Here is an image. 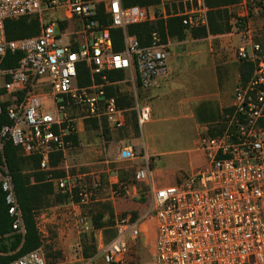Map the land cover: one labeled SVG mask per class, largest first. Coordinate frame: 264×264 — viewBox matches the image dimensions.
<instances>
[{
  "label": "built area",
  "instance_id": "built-area-1",
  "mask_svg": "<svg viewBox=\"0 0 264 264\" xmlns=\"http://www.w3.org/2000/svg\"><path fill=\"white\" fill-rule=\"evenodd\" d=\"M191 1L196 4L177 15L188 29L206 26L209 6L205 0ZM101 6L109 25L100 21ZM164 7V2L140 6L125 5L123 0H0V114L8 120L0 124V150L5 141H11L24 157L37 156L40 168L50 170L53 154H65L72 147L79 117L96 120L103 135L105 124L113 130L126 125L125 109L106 90L122 82L130 87L135 99L132 108L143 129L152 119V107L140 101L139 90L156 86L169 75V43L154 30L150 42L142 45L127 27L166 16ZM50 13L61 14L48 16ZM21 17L36 18L39 32L9 39L6 21ZM236 22L238 31L250 40V50L248 44L241 46L238 57L252 66V72L247 79L238 80L233 104L219 122L221 131L199 138L198 149L205 153L206 165L167 186L151 181L149 157L134 173L137 182L148 184L147 215L154 217L156 228L153 264H264V24L261 38L254 40L249 20ZM111 28L123 31L121 50L114 48ZM60 36L68 42L60 43ZM12 61L17 65L9 66ZM80 63L89 69V85L78 83ZM109 70L125 71L126 76L108 82L105 72ZM119 155L130 160L136 152L127 146ZM49 179L60 192L76 194L75 205L80 208L97 201L104 184L101 177L90 183L69 174L59 178L49 174ZM0 184L13 230L24 234L12 176L2 163ZM109 187L111 198L126 193L121 183ZM76 225L81 233L96 229L82 212L76 215ZM115 229L116 235L109 241L103 240L102 229H96L100 232L96 251L83 256L79 248L81 264H98V257L106 264L130 259L140 233L138 224L121 216ZM9 264L51 263L38 248Z\"/></svg>",
  "mask_w": 264,
  "mask_h": 264
},
{
  "label": "crops",
  "instance_id": "crops-1",
  "mask_svg": "<svg viewBox=\"0 0 264 264\" xmlns=\"http://www.w3.org/2000/svg\"><path fill=\"white\" fill-rule=\"evenodd\" d=\"M205 1L207 4V0ZM253 1L256 0H240L237 3L221 7L224 16L223 20H226L231 25L230 30L217 34L208 33L206 36H194L192 31L202 27H208V12V24L194 29L187 28V35L184 39L173 38L168 35L166 41L169 43V75L160 78L158 85L149 89L139 90L140 101L149 103L152 107V119L145 124L149 126V132L156 130L158 127L157 124L161 120H171L174 118L188 120L192 124L191 127L196 129V138H193L195 139V147L189 150V152L195 153V158L198 160V169L196 171L203 168L207 163L205 153L198 149V131L202 127H210V125L214 127V124H219L223 113L233 104V96L237 88V83L242 77L241 70L243 65H250L236 56L235 49L239 50L245 44H248V50H250V40L247 38V35L238 31L236 21L247 18L249 20V27L252 30L251 37L254 40L261 38L264 24V0H261L259 5ZM160 5L162 3L152 6ZM164 8L167 13L166 5ZM210 9L209 11H211ZM167 17L168 13L166 16L158 17L156 20L160 18L166 19ZM189 36L193 38V41L204 38L210 40L207 50L199 48L196 43H186V39ZM219 38L223 39L219 45L211 42ZM122 84L126 83L122 82L111 86L116 87ZM124 109L126 125L119 130L129 128L132 131L133 120L135 121L136 128V112L132 107ZM133 116L134 119L132 118ZM92 123L93 119L83 117H79L77 121V131L74 135H78L79 143L76 145L73 144L72 147H79L76 151V155L81 157L79 164L86 166L84 169L88 172H84L77 179H74L79 180L82 177L87 179V176L90 175H93V177L95 175V179L96 177H101L102 181L104 180L106 182V185L99 192L98 199L95 202L102 201L107 206V209L100 212L103 216V221L106 222L111 217L116 225V221L120 216L125 215L130 217L133 221L137 222L140 236L144 231H148V226L151 223L155 228V220L152 215H147L149 208L145 209L144 202L141 201L143 197L147 198L146 191L148 184L145 182H137L134 179L135 171L146 163L147 157H149L148 153H157L160 155L158 163H151V181L157 185L167 186L178 183L184 174L179 175L182 172V168L181 166H176L175 162L164 167L163 152L158 150L147 139L148 137L144 135V127L143 129L139 128V131H141L140 136L127 138L126 136L120 137L118 134L119 130L109 129L106 124L104 126L105 129H108V132L103 135L99 125L98 128H95ZM91 127L95 131L97 130L100 136L96 139L93 138L88 143L85 142V135L92 129ZM132 134H135L134 131ZM127 146L134 148L136 157L130 160H122L119 155L120 149ZM68 151L64 154V162ZM64 168L67 175V165ZM163 168H166L165 172ZM160 177H164L163 180H160ZM114 182L125 185L126 193L123 196L116 198L110 197L109 186ZM54 185L55 189L58 190L55 181ZM75 201L71 200L65 203H58L54 209L57 210L60 207L66 209L72 208L75 215L79 212L84 214V206L81 208L77 207ZM43 211L45 213L41 212L40 216L45 218L47 222L52 219L51 217L55 216L53 214L49 218L47 217L48 213L46 210ZM140 225H143L144 228L141 229ZM56 264L66 263L59 262Z\"/></svg>",
  "mask_w": 264,
  "mask_h": 264
},
{
  "label": "trees",
  "instance_id": "trees-1",
  "mask_svg": "<svg viewBox=\"0 0 264 264\" xmlns=\"http://www.w3.org/2000/svg\"><path fill=\"white\" fill-rule=\"evenodd\" d=\"M240 0H207L209 11V25L192 31L194 36H206L208 33L217 34L231 29V25L223 20V10L221 7L228 6L239 2ZM125 5H140L152 6L162 3V0H123ZM100 21L102 24L109 25L110 19L103 13L102 6L100 7ZM168 17L160 18L156 21H149L139 24H133L127 27V32L138 37L142 45H147L150 42L151 33L158 30L164 40L167 36L184 39L187 35V27L183 23V17L172 14V10L167 6ZM39 32L38 21L36 18L21 17L19 19H10L6 21V34L9 39H16L26 36L35 35ZM111 35L114 42L115 50L123 48V31L120 28H111ZM20 57V53L17 57ZM17 62L12 61L9 66H16ZM242 77L247 79L251 72L252 66L244 64L242 67ZM108 82H114L124 79L126 72L122 70H109L105 72ZM99 80H102L99 78ZM92 79L90 72L85 63L79 64L78 83L79 85H89ZM107 95H116L118 105L122 108L133 107L135 100L132 94L122 95L118 93L115 86L107 87ZM134 115V114H133ZM7 117L4 113L0 114V124L7 123ZM93 126L98 128V122L93 120ZM139 130L136 120V130ZM221 129L211 130L210 134H215ZM108 129H105V133ZM73 144L79 143L78 135H74ZM64 154L61 151L53 154L48 171L40 168V158L24 157L20 149L11 141H5L2 150H0V163L5 164L15 186L19 204L23 212V219L26 228L24 234L13 230V218L9 214L8 205L5 200V193L0 184V264H9L17 257L38 249L44 245L43 235L40 231L37 222V214L46 210L52 203H65L71 200H77V195L74 199H70L68 193L57 192L54 181L49 179V174L53 178L65 177L66 173L63 169ZM93 224L96 229H104L108 233L107 228L114 226V220L110 217L106 222L103 221V216L99 214L98 218H93ZM116 235V229L111 233L109 239ZM96 243V239L92 237ZM50 247V246H49ZM96 251V244L93 245ZM51 256L52 247H50ZM90 254V253H88ZM51 264H56L55 261L48 260Z\"/></svg>",
  "mask_w": 264,
  "mask_h": 264
},
{
  "label": "rangeland",
  "instance_id": "rangeland-1",
  "mask_svg": "<svg viewBox=\"0 0 264 264\" xmlns=\"http://www.w3.org/2000/svg\"><path fill=\"white\" fill-rule=\"evenodd\" d=\"M260 1L261 0H256L253 2L259 5V3H261ZM162 2L165 3L166 9L167 6L170 7V9L172 10V14L183 12L186 10V8H190L192 4H196L191 0H162ZM60 14L61 13H50V15L48 16H59ZM56 30L60 31V29L58 28ZM192 39L193 38L189 36L186 39V43H196L198 44L199 48L207 50L210 40L204 38L198 41H193ZM221 40L223 41V39L219 38L212 40L211 42H213V44L219 45ZM59 42L65 44L68 42V39L65 36H60ZM235 52L236 56H238L239 50L235 49ZM115 88L117 89L118 93H121L122 95L131 94L129 90L130 87L126 84L118 85ZM73 111L79 114L82 113L80 109L76 108H74ZM132 118L134 119V116ZM191 125L192 124L188 120L174 118L171 120H161L157 124V129L152 130L151 132H149L148 125L144 126V135L148 137L147 139L150 140L158 150L163 152L162 158L165 161L164 167L169 166L170 164H173V162H175L176 166H181L182 168V172L179 175H181L182 173H184L183 175L191 174L193 171H196L198 169V160L195 158V153L189 152L191 148L195 147V139L193 138H196V129L192 128ZM214 125L217 126L213 127V125H210V127L207 126L205 128H200V130L198 131V138L209 135L210 131L213 129H219L220 123ZM91 128L92 129L85 135V142L88 143L91 142L93 138L96 139L100 136L97 130L95 131L93 127ZM133 131L135 133L134 135L132 134ZM118 134L120 137L126 136L127 138H132V136H140L141 131H139L138 129L136 130L135 121L133 120L132 131L129 128H126L121 131L119 130ZM78 148V146H73L71 149H69L66 160L65 162H63L64 167L67 165L68 174L75 179H77L78 176L82 173L88 172L84 169L86 166H82L79 164L81 157L76 155V151L78 150ZM148 154L151 163H158L160 156L159 154ZM64 167L63 169L65 170ZM163 169L165 172L166 168ZM163 178L164 177H160L159 179L163 180ZM87 179L91 183L95 180V175L94 177L93 175L87 176ZM103 182V186H105L106 182L104 180ZM56 191L60 192L59 190ZM74 197H76L75 194L69 195L70 199H74ZM141 201L144 202L145 209H148L149 202L147 201V198L143 197ZM56 204L57 203H55L52 199L51 205L46 209V212L48 213L47 217L50 218V216H52L53 214L55 215L51 217L52 219L49 222H47L42 216H39V228L44 240V245L40 247V249L43 251L48 260L53 262L55 261V263L65 262L66 264H81L82 255L89 256L94 253L93 245L96 244L97 246V242L95 243L92 240V237H94V239L98 241L100 232L96 229L84 233L79 232L76 225V215L74 214L72 208L66 209L64 207H60L59 209L55 210L54 208ZM83 208L85 210V216L91 223H93V218H98L100 212L107 209V206L105 202L99 201L84 205ZM140 228H144L143 225H140ZM148 228V231H144L143 234H141L137 239L136 245H134V248H132L131 250L130 259L123 264H153L154 242L156 233L152 223L150 224V226H148ZM107 230H109L108 233H105L104 230H101L104 241L111 240L109 239V236L115 230V226H111L107 228ZM131 244L133 245L132 241ZM49 246L52 247L53 254L51 256H48V253H51ZM79 248L82 249V255L79 253ZM96 262L98 264H106L100 257L96 259Z\"/></svg>",
  "mask_w": 264,
  "mask_h": 264
}]
</instances>
